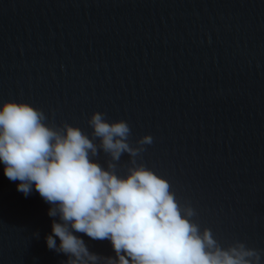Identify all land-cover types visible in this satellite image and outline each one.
I'll use <instances>...</instances> for the list:
<instances>
[{
    "label": "water",
    "instance_id": "water-1",
    "mask_svg": "<svg viewBox=\"0 0 264 264\" xmlns=\"http://www.w3.org/2000/svg\"><path fill=\"white\" fill-rule=\"evenodd\" d=\"M5 101L90 138L93 112L126 120L133 145L153 137L137 162L191 204L201 231L264 250V0H0ZM128 167L123 154L117 174ZM19 183L0 163V264H64L45 239L58 218Z\"/></svg>",
    "mask_w": 264,
    "mask_h": 264
},
{
    "label": "clouds",
    "instance_id": "clouds-1",
    "mask_svg": "<svg viewBox=\"0 0 264 264\" xmlns=\"http://www.w3.org/2000/svg\"><path fill=\"white\" fill-rule=\"evenodd\" d=\"M47 121L29 103L0 104V163L10 181L20 182L19 192L27 197L35 188L50 205L48 215L59 222L53 220L46 245L68 257L64 264H262L264 250L240 241L222 247L209 228L201 231L191 204L137 162L151 135L133 145L129 123L109 122L100 111L88 119L91 138L79 127ZM100 151L109 157L106 168L96 159ZM123 154L129 167L118 175ZM77 233L109 241L114 256L91 252Z\"/></svg>",
    "mask_w": 264,
    "mask_h": 264
}]
</instances>
